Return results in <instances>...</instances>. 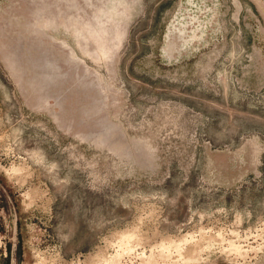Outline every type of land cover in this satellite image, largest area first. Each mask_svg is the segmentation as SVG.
<instances>
[{"label": "rangeland", "instance_id": "374dc122", "mask_svg": "<svg viewBox=\"0 0 264 264\" xmlns=\"http://www.w3.org/2000/svg\"><path fill=\"white\" fill-rule=\"evenodd\" d=\"M0 264H264V0H0Z\"/></svg>", "mask_w": 264, "mask_h": 264}]
</instances>
